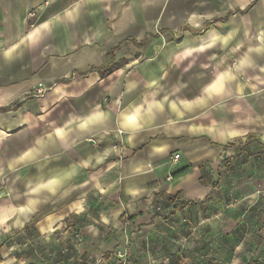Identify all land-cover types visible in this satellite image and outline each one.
<instances>
[{"label": "crops", "instance_id": "1", "mask_svg": "<svg viewBox=\"0 0 264 264\" xmlns=\"http://www.w3.org/2000/svg\"><path fill=\"white\" fill-rule=\"evenodd\" d=\"M0 192V264H264V0H0Z\"/></svg>", "mask_w": 264, "mask_h": 264}, {"label": "built area", "instance_id": "2", "mask_svg": "<svg viewBox=\"0 0 264 264\" xmlns=\"http://www.w3.org/2000/svg\"><path fill=\"white\" fill-rule=\"evenodd\" d=\"M28 16H29V18H32V17L35 16V14L31 12V13H29ZM114 148L118 149V146L116 145V146H114ZM179 157H180L179 155H176L173 159L174 160H178ZM7 196H8L7 194H4V193L0 192V200H2L3 198H5ZM131 237H132V235H131ZM77 238H78V236H77ZM116 259L118 261V264H129L128 260H127V251L125 249L118 250L116 252ZM85 264H90V263L86 262Z\"/></svg>", "mask_w": 264, "mask_h": 264}, {"label": "trees", "instance_id": "3", "mask_svg": "<svg viewBox=\"0 0 264 264\" xmlns=\"http://www.w3.org/2000/svg\"><path fill=\"white\" fill-rule=\"evenodd\" d=\"M170 202H175L177 200V198H173V197H169L168 198ZM198 203L196 202H189V203H183L181 204V207H186V206H191V205H196Z\"/></svg>", "mask_w": 264, "mask_h": 264}]
</instances>
